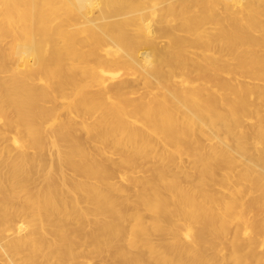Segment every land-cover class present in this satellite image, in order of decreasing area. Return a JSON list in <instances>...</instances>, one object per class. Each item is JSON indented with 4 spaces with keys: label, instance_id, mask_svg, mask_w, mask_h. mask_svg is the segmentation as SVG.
Here are the masks:
<instances>
[{
    "label": "bare ground",
    "instance_id": "6f19581e",
    "mask_svg": "<svg viewBox=\"0 0 264 264\" xmlns=\"http://www.w3.org/2000/svg\"><path fill=\"white\" fill-rule=\"evenodd\" d=\"M0 264H264V0H0Z\"/></svg>",
    "mask_w": 264,
    "mask_h": 264
}]
</instances>
